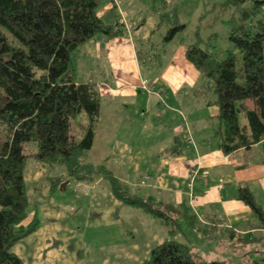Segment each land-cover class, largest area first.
<instances>
[{"label": "crops", "instance_id": "0c3cea01", "mask_svg": "<svg viewBox=\"0 0 264 264\" xmlns=\"http://www.w3.org/2000/svg\"><path fill=\"white\" fill-rule=\"evenodd\" d=\"M146 1L143 12L137 0H99V17L123 24L127 35H96L73 53L77 81L93 82L100 91L94 140L83 160L104 165L131 193L186 207L194 224L183 225V237L203 256L201 245L208 243L214 249L208 254L212 258L238 251L253 252L259 260L264 257V227L237 197L238 189L246 186L264 208L259 146L229 154L220 150L217 107L195 95L199 72L186 58L181 38L176 37L178 46L157 75L145 79L141 74L134 42L146 37L159 19L158 2ZM173 1L181 8L190 0ZM220 1L201 0L199 14L209 13ZM47 171L43 162L27 161L24 224L35 216L39 226L13 246L24 264H86L82 226L104 223L102 230L109 228V241L98 250L104 254L102 264H139L167 234L157 218L118 200L101 172L83 181L68 177L64 189H52ZM70 181L78 199L68 197ZM232 257L243 261L241 255Z\"/></svg>", "mask_w": 264, "mask_h": 264}, {"label": "trees", "instance_id": "16d2710c", "mask_svg": "<svg viewBox=\"0 0 264 264\" xmlns=\"http://www.w3.org/2000/svg\"><path fill=\"white\" fill-rule=\"evenodd\" d=\"M153 1L158 2L159 19L146 37L134 42L145 79L159 73L167 44L177 34L185 41L187 29L176 1ZM98 5L99 0H0V264H24L13 246L39 226L35 216L24 224L29 206L24 171L31 158L47 166L52 189L68 177L87 180L101 172L118 200L157 218L167 235L139 264H227L225 256L207 260L183 237V225L194 224L186 207L131 193L104 165L83 160L94 140L100 91L93 82L77 81L71 56L96 35H127L123 24L99 17ZM263 9L264 0L213 3L209 13L197 16L185 56L199 72L195 95L217 107L220 150L229 154L258 145L264 164ZM219 20L228 28L223 50L214 44L216 32L205 37L200 32L201 26L208 30ZM55 166L64 172L52 175ZM237 197L264 227V208L250 189L240 187ZM260 261L264 257L252 259Z\"/></svg>", "mask_w": 264, "mask_h": 264}, {"label": "rangeland", "instance_id": "374dc122", "mask_svg": "<svg viewBox=\"0 0 264 264\" xmlns=\"http://www.w3.org/2000/svg\"><path fill=\"white\" fill-rule=\"evenodd\" d=\"M200 1L201 0H190L188 4H186V5L183 4L184 6L181 7V9H184L186 11V13H184L183 10H181V15L183 17L182 20L187 25V29L183 32L184 35H182L183 38L185 39V41L186 40H190L192 35H193L192 32L194 31V29L196 27L197 16H198L199 12L202 9L201 5H200ZM137 2H138V5H139L140 9L143 12H145L146 9L148 8V5H149L148 1H146V0H142V1L141 0H137ZM263 11H264V9H263ZM224 18H226V16H224L223 19ZM208 28L209 29L207 30V28L205 26H201V28H200L201 35L205 37V36L209 35L212 32H214V33L216 32L217 33V37L214 40V44L216 46H218L219 48H221L222 50L225 49L228 46V42L224 39V35H226L228 28H227V25L223 22V20H219L213 27H208ZM180 36H181V34H177L175 36L173 42H172V45H167L166 46L167 53L164 55V61H165L164 64L171 58L174 48H176L178 46L177 44H174V43L178 41V40L176 41V37L180 38ZM263 45H264V42H263ZM218 50H220V49H218ZM74 58L75 57L72 54V56H71L72 61H74ZM77 73L79 74V70H77ZM248 103H249V105H251L250 101H248ZM26 165H27V163H26ZM44 166L47 168V166L45 164H44ZM62 172H64V169H63V167H60V166L53 167V169L51 171L52 175H58V174H61ZM48 173H47V176L49 175ZM195 174H196V170L193 172V176H195ZM46 180H47V178H46ZM73 183H74L73 181L72 182L70 181L69 185L67 186V193H69L68 197H70V195H72V198H70V200L71 199H78V198H76L77 196L74 194V191H73V188H72ZM59 189H60V187H59ZM73 203H74V201H73ZM76 214H79V213H76ZM148 223L149 222H146L143 225L147 229H150L151 227L148 225ZM121 224L122 223L119 224V222L116 223V225H121ZM104 227H105L104 223L103 224H99L97 227H94V228L92 226H90V225H89V228H86L84 226L81 227L82 233L84 232V240L86 242V247L84 248L85 249L84 252H85L86 260H87L86 264H102V258H104V254L101 253V251H98V250L101 247L102 248L106 247V245H107V243L109 241L108 237L110 235L109 234V228L107 227V228H105V230H102ZM110 227H112V225ZM115 229H116V227H114V230ZM110 230H112V228H110ZM160 234H163V232H160ZM166 235H165V237H166ZM177 235H179V233ZM165 237H163V238H165ZM101 244H104V245H101ZM201 247H203L205 249L204 252H206L205 253L206 255H204V257L207 258V260H211L212 259L211 254H212V251L214 249L211 246H208V243L201 245ZM246 247L248 249V246H246ZM229 249H231V247L228 246L227 250H229ZM209 253H211L210 256H208ZM226 253L228 254L227 255V259H225L227 264H232L233 257H232L231 254H234V255H238L239 254L238 251H235V252H232V253H231V251H228ZM224 256L225 255H222V257H224ZM243 256H245L246 258L245 257L242 258L243 261H244L242 264H254L250 260L252 258L255 259V253H253V252H252V254L246 253ZM260 262L262 264H264V262H262V261H260Z\"/></svg>", "mask_w": 264, "mask_h": 264}, {"label": "water", "instance_id": "95a60500", "mask_svg": "<svg viewBox=\"0 0 264 264\" xmlns=\"http://www.w3.org/2000/svg\"><path fill=\"white\" fill-rule=\"evenodd\" d=\"M177 138V137H176ZM177 139H174V141H176ZM177 142V141H176ZM179 143V142H178ZM67 181H63L61 184H60V188L64 189L65 185H66Z\"/></svg>", "mask_w": 264, "mask_h": 264}]
</instances>
